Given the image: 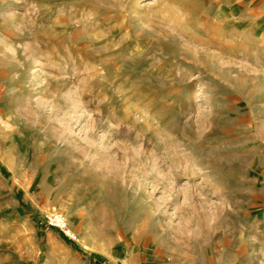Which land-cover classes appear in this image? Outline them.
<instances>
[{
  "label": "rangeland",
  "instance_id": "1",
  "mask_svg": "<svg viewBox=\"0 0 264 264\" xmlns=\"http://www.w3.org/2000/svg\"><path fill=\"white\" fill-rule=\"evenodd\" d=\"M0 264H264V0H0Z\"/></svg>",
  "mask_w": 264,
  "mask_h": 264
},
{
  "label": "built area",
  "instance_id": "2",
  "mask_svg": "<svg viewBox=\"0 0 264 264\" xmlns=\"http://www.w3.org/2000/svg\"><path fill=\"white\" fill-rule=\"evenodd\" d=\"M45 222L49 227L57 228L63 232L68 238L75 239V234L71 231L66 218L57 212L49 213Z\"/></svg>",
  "mask_w": 264,
  "mask_h": 264
},
{
  "label": "bare ground",
  "instance_id": "3",
  "mask_svg": "<svg viewBox=\"0 0 264 264\" xmlns=\"http://www.w3.org/2000/svg\"><path fill=\"white\" fill-rule=\"evenodd\" d=\"M184 48H186V46ZM209 61H210V59H209Z\"/></svg>",
  "mask_w": 264,
  "mask_h": 264
}]
</instances>
